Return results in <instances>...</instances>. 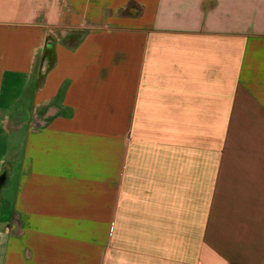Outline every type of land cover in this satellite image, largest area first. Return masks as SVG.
Instances as JSON below:
<instances>
[{
  "label": "crops",
  "instance_id": "0c3cea01",
  "mask_svg": "<svg viewBox=\"0 0 264 264\" xmlns=\"http://www.w3.org/2000/svg\"><path fill=\"white\" fill-rule=\"evenodd\" d=\"M0 264H264V0H0Z\"/></svg>",
  "mask_w": 264,
  "mask_h": 264
},
{
  "label": "rangeland",
  "instance_id": "374dc122",
  "mask_svg": "<svg viewBox=\"0 0 264 264\" xmlns=\"http://www.w3.org/2000/svg\"><path fill=\"white\" fill-rule=\"evenodd\" d=\"M10 135H11L10 138H11L12 145H14L9 150V157L11 158L12 157L11 155H13V151H15V146L17 144L18 137H17L15 131H11V134ZM20 144H22V141L20 142V140H19L18 146H20ZM14 155H15V152H14ZM11 189H13V186H11L10 188L8 187L7 188V191L8 190L11 191Z\"/></svg>",
  "mask_w": 264,
  "mask_h": 264
}]
</instances>
